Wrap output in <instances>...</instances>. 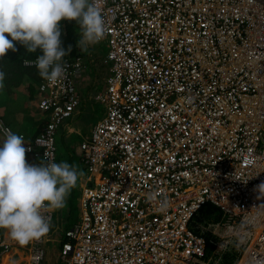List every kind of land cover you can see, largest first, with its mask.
Instances as JSON below:
<instances>
[{
	"label": "built area",
	"instance_id": "obj_1",
	"mask_svg": "<svg viewBox=\"0 0 264 264\" xmlns=\"http://www.w3.org/2000/svg\"><path fill=\"white\" fill-rule=\"evenodd\" d=\"M96 3L107 29L108 71L94 94L104 112L78 145L90 183L81 188L61 258L208 264L220 247H232L236 261L247 249L242 264H264V196L254 190L264 181V0ZM63 63L62 80L38 83V107L48 112L40 130L26 139L15 133L38 164L54 162L55 129L79 102L81 58ZM0 125L13 132L2 117ZM205 200L225 213L207 225L217 233L224 225L208 241L189 226ZM43 212L49 219L51 211ZM44 240L30 242L29 264L41 259ZM10 248L0 229V258Z\"/></svg>",
	"mask_w": 264,
	"mask_h": 264
},
{
	"label": "clouds",
	"instance_id": "obj_2",
	"mask_svg": "<svg viewBox=\"0 0 264 264\" xmlns=\"http://www.w3.org/2000/svg\"><path fill=\"white\" fill-rule=\"evenodd\" d=\"M62 20L78 23L81 38L77 41V47L81 51H87L90 46L98 42L106 45L104 41H101L107 31L105 20L96 0H0V58H4L9 50L17 51L15 46L17 42L26 48L28 52H36L39 49L42 54L37 57L34 64L31 61H24L26 67L34 65L38 70L40 78L37 80L36 91L41 78L50 84H55L62 80L66 74L63 58L70 54L72 45L69 44L67 48L62 46V30L60 27ZM9 36L11 39L8 38ZM105 53L102 59L107 65L104 59ZM75 55H79L81 58V68L85 63L84 54L77 52L68 56L74 57ZM4 78L5 73L0 71V88L4 87ZM36 95L39 97L38 92H36ZM46 119H44V122ZM0 130L3 131L4 135L2 146H0V229L2 232L3 229L7 230L10 239L19 245L29 244L30 247V242L39 240L42 236L46 240V235L50 230L52 209L59 210L66 206V198L76 186L82 173L66 162L56 163L55 159L54 162L49 161L38 164L37 158H35V164H29L26 161V151L31 149L26 150L23 146L25 144L23 136L14 134V131L4 128L3 125H0ZM28 137L30 136H25V139ZM88 175L89 171L86 176L88 177ZM88 182L90 180L86 179L85 183ZM254 190L264 196V181H261ZM206 202L216 206L219 211L201 220H194L193 215L189 226L194 231L205 235L208 241L209 237L220 238L224 225L219 224V226H216L218 233L213 232L210 229L212 227L207 228V225L215 221L221 222L225 219V213L210 200H205L198 209ZM45 208L51 211L49 219L44 215L43 210ZM167 208L168 202L166 200L159 203V211L165 212ZM76 221L77 219L72 224ZM245 227V225H242L237 232L241 243L246 235ZM65 230L63 231L64 238H60L59 256L62 244L66 239ZM214 247L215 244L207 246L208 254ZM220 249L221 251L222 249L224 251L230 250V256L233 258L224 263L220 258V254H218L219 259L217 261L220 264H234L236 251L232 247H220L217 252ZM214 254L215 252L213 257H217ZM61 260L63 261L62 258ZM24 261L29 264V255ZM217 261L214 263V259L211 258L208 264H218ZM63 263L65 264L64 261Z\"/></svg>",
	"mask_w": 264,
	"mask_h": 264
},
{
	"label": "rangeland",
	"instance_id": "obj_3",
	"mask_svg": "<svg viewBox=\"0 0 264 264\" xmlns=\"http://www.w3.org/2000/svg\"><path fill=\"white\" fill-rule=\"evenodd\" d=\"M102 44L99 45L98 48H92L90 46L87 51H83L84 56H88L89 58L86 63V71L90 70V80L86 84H80L82 93L85 96V98H82V102L80 103L82 110L81 113L65 119L54 132L55 162H66L69 165L74 166L80 173H82V175H80L78 178L76 186L71 190L70 194L66 198V206L59 210L52 209V219L54 222L50 224V227L53 228V225L57 224V231H60L61 233H63L65 228H68L79 215V194L83 183L86 182V175L88 174L86 164L83 162L82 157L78 152V145L84 138V132L87 130V127L91 123H94L96 120L100 119L104 112L102 103L95 99L93 95L89 96L88 93L90 89L102 87L104 83V73L107 65L103 61L102 57L106 51V45ZM27 77L28 76L24 74L22 81L26 82ZM82 82L83 81H81V83ZM36 85L37 83L34 82V88L31 89L29 93V91L25 92L24 88L18 89L14 88V86L7 87L4 84V87L0 88V103H4V106L0 105V115L8 114L9 110L11 113H13V116L14 114H21L22 116L23 113L32 111L35 114L34 118L36 119V122H43L44 119L47 118L48 113L43 112L37 107L39 97L36 96ZM9 103H17L19 107H11ZM3 119L8 122L5 117H3ZM32 126L33 125H29L28 127L31 128ZM28 127H24V129L27 133H30L29 131L31 130H29ZM17 129L18 128H16V130ZM218 211L219 210L216 206L212 205L210 202H206L201 206L200 209L197 210L193 216V219L201 220L204 219L208 214L212 215ZM51 233H53V230ZM53 240V238L46 240L47 253L52 256L53 260L48 261V259H42L37 264H64L58 253L61 241ZM220 251L216 252L214 256L220 254V258L224 263L233 258L230 256V250L224 251L222 249V251ZM218 264H220V262H218Z\"/></svg>",
	"mask_w": 264,
	"mask_h": 264
},
{
	"label": "crops",
	"instance_id": "obj_4",
	"mask_svg": "<svg viewBox=\"0 0 264 264\" xmlns=\"http://www.w3.org/2000/svg\"><path fill=\"white\" fill-rule=\"evenodd\" d=\"M101 44H102V42L101 43L98 42L95 45H92L91 47L92 48H94V47L98 48L99 45H101ZM102 45H105V44L103 43ZM87 60H89L88 56L87 57L84 56V61H85L84 65L81 68H78V70H76L75 80H76V83H77V91L79 93L80 100H79V103L76 106L75 110L73 111V115L71 114L69 117H72V116L76 115V113L82 111L80 103L82 102V98H85V96L82 93L81 85L82 84H86L90 80V70L86 71ZM106 71H107V68H105L104 82H105ZM26 79H27L26 82L21 81L20 84L17 87H14V88H18V89H23L24 88L25 92L29 91V93H30L31 89L34 88L33 87V83L34 82L37 83V81H36V79H33L32 77H27ZM81 81H83V82L81 83ZM79 85H80V87H79ZM103 87H104V83H103L102 87H96V88L90 89L88 91L89 96L93 95V97H94V94L96 92H98L99 90H101ZM0 105L4 106V103H0ZM10 106L11 107H15V106L19 107V105L17 103H12V104H10ZM37 107H38V104H37ZM9 113H10V115H9ZM9 113L6 114V115L2 114V115H0V117H2V118L5 117L6 118V120L8 121L7 123L13 129L14 134L17 131H23L25 136H31V135L36 133L41 128V126H42V124L44 122V121L43 122H40V121L36 122V119L34 118L35 114L32 111L23 113L22 116H21V114L20 115L14 114V116H13V113H11L10 110H9ZM69 117H67V118H69ZM29 125H33V126L31 128H29L28 127ZM92 125H93V123H91L87 127V130L84 132V134H85L84 136H86L90 132ZM24 127H28V129L31 130V131H29L30 133H27L25 131ZM16 128H18V129L16 130ZM2 140H3V137H2V134L0 132V144L2 143ZM26 161L29 164H35L36 159L32 155L26 153ZM86 179H87V176H86ZM52 222H54L53 219L50 220V224ZM56 228H57V224H54L53 228L50 227V230H49V232L46 235V240L50 239V238H53L54 239L53 241H56V240L60 241V238L61 239L64 238L63 233H61L60 231L58 232L56 230ZM52 230H53V233H51ZM3 233L11 241L12 248L7 253H5L2 256V259L0 260V264H26V261H24V260H26L28 258V255H29V246H28L29 244L21 246L18 243H16L15 241H13L12 239H10V237L7 234V230L3 229ZM46 240H45V251H44L42 259H44V260L48 259V261H52L53 260L52 256L47 253Z\"/></svg>",
	"mask_w": 264,
	"mask_h": 264
},
{
	"label": "trees",
	"instance_id": "obj_5",
	"mask_svg": "<svg viewBox=\"0 0 264 264\" xmlns=\"http://www.w3.org/2000/svg\"><path fill=\"white\" fill-rule=\"evenodd\" d=\"M60 27L62 30V35H61L62 46L67 48L69 44L72 45V50L68 55H72L77 52L84 54V52L81 51L79 47H77V41L81 38L80 28L78 23L76 21L62 20L60 22ZM8 38L11 39L10 36ZM15 46L17 48V51L13 52L9 50L4 58H0V71H3L5 73V78L3 83L7 87H11V86L17 87L20 84V82L23 80L24 74H26L28 77H32L33 79H36V81L39 80L40 78L38 70L34 65L26 67L25 64L23 63L24 58L38 57L39 55H41L42 53L40 52V50L37 49L36 52H28L26 48H24L18 42L16 43ZM80 113L81 112H78L76 114H80ZM69 116L70 115L66 116L63 119V121L67 119V117ZM61 123H59L57 127Z\"/></svg>",
	"mask_w": 264,
	"mask_h": 264
},
{
	"label": "bare ground",
	"instance_id": "obj_6",
	"mask_svg": "<svg viewBox=\"0 0 264 264\" xmlns=\"http://www.w3.org/2000/svg\"><path fill=\"white\" fill-rule=\"evenodd\" d=\"M253 239H254V237L252 238V241H253ZM252 241H251V242H252ZM250 244H251V243H250ZM249 246H250V245H249ZM246 252H247V249L244 251L243 256L246 254ZM243 256H242L241 258H239V259L236 261V264H242Z\"/></svg>",
	"mask_w": 264,
	"mask_h": 264
}]
</instances>
